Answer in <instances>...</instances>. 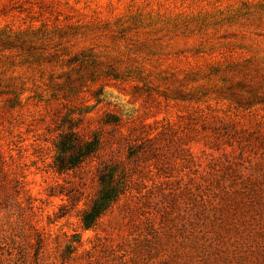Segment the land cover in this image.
Instances as JSON below:
<instances>
[{
    "label": "rangeland",
    "instance_id": "374dc122",
    "mask_svg": "<svg viewBox=\"0 0 264 264\" xmlns=\"http://www.w3.org/2000/svg\"><path fill=\"white\" fill-rule=\"evenodd\" d=\"M0 264H264V0H0Z\"/></svg>",
    "mask_w": 264,
    "mask_h": 264
},
{
    "label": "trees",
    "instance_id": "16d2710c",
    "mask_svg": "<svg viewBox=\"0 0 264 264\" xmlns=\"http://www.w3.org/2000/svg\"><path fill=\"white\" fill-rule=\"evenodd\" d=\"M113 122L116 123L118 120L113 119ZM54 147L53 168L57 173H64L96 155L101 148V141L96 135L84 139L70 128L58 135ZM97 181L99 185L97 194L87 208L83 210L80 217L84 229L92 228L98 218L117 201L124 189L123 178L118 177L114 167H106L100 170Z\"/></svg>",
    "mask_w": 264,
    "mask_h": 264
}]
</instances>
